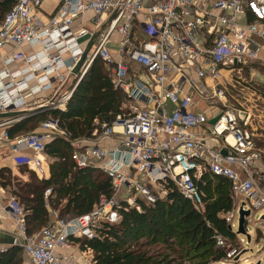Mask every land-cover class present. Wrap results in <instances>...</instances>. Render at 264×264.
Here are the masks:
<instances>
[{
	"label": "built area",
	"instance_id": "built-area-1",
	"mask_svg": "<svg viewBox=\"0 0 264 264\" xmlns=\"http://www.w3.org/2000/svg\"><path fill=\"white\" fill-rule=\"evenodd\" d=\"M44 1L16 0L0 16V114L25 112L31 103L36 110H65L95 59L127 98V112L101 124L93 138L70 141L75 168L100 170L112 195L83 216L66 220L50 211L49 224L28 236L25 211L0 189V220L9 218L17 236L13 245L0 244V253L19 246L30 264H93L90 251L79 261L63 253L72 239L96 238L105 224L118 221L124 203L134 205L133 195L154 203L152 188L163 196L169 184L202 211L198 182L204 174L230 182L236 204L225 219L231 227L240 207L264 208V170L255 144L264 136L255 128L264 122V108L254 114L248 106H230L227 98L233 89L263 101L241 74L249 65L252 71L264 68V0H57L49 15L41 10ZM199 86L200 100L215 105V113L196 111L198 102L182 92ZM44 93L45 105L37 103ZM23 117L0 119V141L10 140L7 128ZM199 127L203 131L194 132ZM40 129L16 137L12 146L30 152L15 157V164L42 179L45 142L66 134L51 119ZM105 140L114 145L103 147ZM218 245L227 246L222 239Z\"/></svg>",
	"mask_w": 264,
	"mask_h": 264
},
{
	"label": "trees",
	"instance_id": "trees-1",
	"mask_svg": "<svg viewBox=\"0 0 264 264\" xmlns=\"http://www.w3.org/2000/svg\"><path fill=\"white\" fill-rule=\"evenodd\" d=\"M16 0H0L3 16ZM264 99V83L259 85ZM125 95L114 89L105 64L95 59L76 86L65 110H44L7 128L10 140L36 129L41 123L56 120L65 137L45 143L44 154L51 161L49 175L39 179L26 167L18 168L28 180L20 181L10 168H0V187L16 198L25 211L26 235L31 236L49 224V212L60 219L86 215L101 197L112 195L110 182L98 169H76L70 141L93 138V131L125 114ZM264 164V139L255 141ZM203 210L196 211L172 184L166 194L154 195V203L136 198L132 207H121L115 224H105L96 238L72 239L81 251L93 254V264H226L232 260L218 239L232 242L236 233L229 229L225 214L232 212L236 199L230 182L223 177L204 174L198 182ZM46 190H50L47 199ZM139 208V211L136 209ZM126 209V210H125ZM22 249L11 246L0 253V264H22ZM254 264V263H250ZM256 264V263H255Z\"/></svg>",
	"mask_w": 264,
	"mask_h": 264
},
{
	"label": "rangeland",
	"instance_id": "rangeland-1",
	"mask_svg": "<svg viewBox=\"0 0 264 264\" xmlns=\"http://www.w3.org/2000/svg\"><path fill=\"white\" fill-rule=\"evenodd\" d=\"M56 4H57V0H45L41 6V10L43 11L44 14L49 15L54 9V7L56 6ZM250 67L251 66L249 65L246 71H244V73H242L241 75L242 77L244 76V79L248 82L249 86H252L255 93L260 95L259 85H262L263 83L259 81L260 80L259 78L260 77L264 78V68L258 67L257 65H253L252 66L253 69L257 67L258 68H257V71H252ZM227 98L229 99L228 104L230 106H233V107L245 106L246 108L248 106V108L254 114H256L258 110L264 108V105L262 104L264 99L262 101L256 95H251V94L248 97L245 94H241L239 90H233V89L230 90L229 93L227 94ZM236 99L238 100V103L236 102ZM46 100H47L46 97H39L36 101L37 103H44L43 105H45L44 101ZM33 108H34V105L32 103L29 104L27 107L28 110L26 112H32L36 110ZM261 112L262 111H260L259 114H261ZM14 119L16 118L15 117L6 118V120H9V121L14 120ZM12 124H15V122ZM32 132L33 131L28 132V133H32ZM260 133H264V132H260ZM261 138L264 139V137H258L256 140L261 139ZM260 166L264 170V164L262 162ZM16 178L20 181H26L28 180V175L20 174V175H17ZM151 193L157 196V190H155L154 188H152ZM120 196H122V194ZM139 197L140 196L138 195H133V197L131 198L136 200V198H139ZM139 199L144 200V198H141V197ZM244 210L245 211L249 210V207L246 205L244 207ZM262 215H264V208H260L258 210L255 209L254 211H251L250 216L246 218L245 230H246L247 235L250 236L249 241L247 240L246 236L237 235L236 230H237L238 216L235 217L233 221L232 231L236 233V237L232 242L230 241L226 244L227 245L226 249H229L232 246L237 247L236 248L237 253H235V255L232 257V260H230L229 263H226V264H250V263L257 264V262H259L260 264H264V220L261 219ZM67 251L71 253L75 251L77 258L79 257L80 260L82 258L83 259L85 258L86 253L83 254V251H81L79 246L75 243H73L71 245V248ZM21 256L24 257L23 252H21Z\"/></svg>",
	"mask_w": 264,
	"mask_h": 264
},
{
	"label": "crops",
	"instance_id": "crops-1",
	"mask_svg": "<svg viewBox=\"0 0 264 264\" xmlns=\"http://www.w3.org/2000/svg\"><path fill=\"white\" fill-rule=\"evenodd\" d=\"M91 15L90 14H87L85 16V18H90ZM80 26V22H75L74 23V27H79ZM138 36L143 40V36L141 33H138ZM133 68L134 70H140L139 67L137 65H133ZM257 71V70H256ZM260 82L264 83L263 80L264 78L263 77H260L259 78ZM182 92L184 94H189L190 96L193 97V99L195 101L198 102V105L196 106V108H194L196 111H200V112H205L207 115H210V114H213L216 112L217 108L215 105L211 104L209 101H205V100H200L201 99V94L202 93V88L199 86L197 88L193 87V88H188V87H182ZM47 94L44 93V94H41L40 96L36 97L34 100H37L39 97H46ZM264 105V103H263ZM24 112V111H23ZM40 111L38 110H34V112H26L24 113V116L23 118H27L35 113H38ZM22 116H16L15 118H18V117H22ZM256 127H259L258 128V131L257 132H264V122L260 123L258 126H255ZM203 131V128L199 127V128H195L194 129V132H202ZM33 132H41V129H40V125L33 130ZM264 137V136H263ZM12 141L13 140H9V141H5V140H2L0 141V168H10L12 170V174L14 176H17V175H20L19 172H18V168L20 167H25V166H18L15 164L14 162V158L15 157H18L19 155H30V152L28 150H25V149H22V150H16L15 147L12 146ZM46 143V142H45ZM101 145L103 147H112L114 145V142L112 140H105L101 143ZM51 163V161L46 157L45 158V164H44V170H45V176L44 178L48 177L49 175V164ZM0 189H2L0 187ZM3 191H5L6 195L9 194L8 191L2 189ZM12 228H13V223L12 221L7 218L6 216H4L1 220H0V244L3 245V246H6V245H13V241L17 238V236H15L13 233H12ZM65 255H71L76 261H79V257L77 258L76 254H75V251L74 252H63ZM78 255V254H77ZM23 263L22 264H30L29 260L24 256L23 257Z\"/></svg>",
	"mask_w": 264,
	"mask_h": 264
},
{
	"label": "water",
	"instance_id": "water-1",
	"mask_svg": "<svg viewBox=\"0 0 264 264\" xmlns=\"http://www.w3.org/2000/svg\"><path fill=\"white\" fill-rule=\"evenodd\" d=\"M91 46V42L87 45V47L85 48L83 54L81 55L78 63L75 65L74 69H73V75H77L82 64L84 63V60L86 58V55L90 49ZM45 109V107H41L39 108L38 111H43ZM25 112L21 111V112H10V113H5V114H0V119L2 118H10V117H16V116H22L24 115ZM216 120V118L210 120V124L214 123V121ZM251 214L250 210H244L243 207L239 208L238 211V221H237V230L236 233L237 235H243L246 236L247 240H250V236L247 235L246 230H245V223H246V218L249 217ZM261 219L264 220V215L261 216ZM229 229L232 230V227L229 226ZM257 264H260L259 262H257Z\"/></svg>",
	"mask_w": 264,
	"mask_h": 264
}]
</instances>
